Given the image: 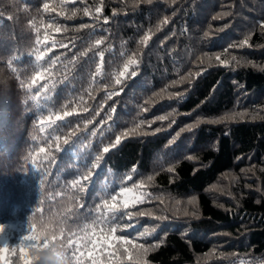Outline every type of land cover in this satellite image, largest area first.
Here are the masks:
<instances>
[{
	"label": "trees",
	"instance_id": "trees-1",
	"mask_svg": "<svg viewBox=\"0 0 264 264\" xmlns=\"http://www.w3.org/2000/svg\"><path fill=\"white\" fill-rule=\"evenodd\" d=\"M43 3L55 11L45 12ZM100 3L0 0V93L9 103L0 109V225L4 226L0 236L7 243L0 252V264H24L18 244L31 233L37 244L44 243L24 249L25 264H35L34 252L56 244H60L55 255L61 264H78L73 255L77 247L84 252V264H90L86 257L93 245L88 243L85 248L77 236L71 237L69 246L71 232L77 231L84 216L96 215L104 192L113 183L118 188L133 166L137 169L134 180L155 177L146 188L152 201L137 207L168 217L124 221L132 223L137 234L157 228L141 241L160 243L144 257L147 264H264V28L260 27L264 0H151L139 4L136 0H103L101 16L109 18L107 25L83 14L88 7L95 16ZM61 5L64 14L57 16ZM74 9L79 11L72 17ZM165 17L169 23L156 32ZM50 20L67 31L47 29ZM82 24L96 28L81 29ZM149 29L154 35L145 47L138 41ZM45 35L48 42L37 45V38L43 41ZM102 36L107 37L105 44L93 47ZM246 37L249 46H234ZM53 40L68 46L52 48ZM37 48L50 49L39 61L40 68L34 54ZM89 48L87 56L80 55ZM99 51L105 57L102 73L96 76ZM121 52L139 55L137 76L125 81L120 95L108 98L109 92L119 90L111 74L126 58ZM216 55L230 61L228 66L216 61ZM37 72L42 75L32 92L44 84L51 89L50 99L42 102V112L20 87V80L30 83ZM175 93L179 95H170ZM64 111L73 115L57 121V125L65 123L58 133H52L59 140L49 139L51 129L46 126L43 133L39 131L42 115L51 113L54 118ZM225 113L246 115L209 122ZM160 116L168 119L161 121ZM140 120L146 121L143 131L147 134L129 135L104 156L100 169L92 170L103 173L98 179L93 176L95 190L89 187L80 193L73 188L72 181L91 169L94 157L104 155L102 148ZM197 121H201L197 127L187 130ZM72 131L75 135L69 137ZM66 137L67 145L63 143ZM170 140L175 142L169 145ZM41 147L44 152L39 151ZM189 155L194 159L188 160ZM85 159L88 169L83 167ZM169 166L174 172H167ZM213 185L215 189L209 190ZM159 196L164 197V204L156 199ZM193 196L197 198L194 206L187 203ZM69 208L77 215L68 219L61 233L57 218L70 216ZM101 244L97 239V255ZM103 247L100 258L106 260L111 249Z\"/></svg>",
	"mask_w": 264,
	"mask_h": 264
},
{
	"label": "snow or ice",
	"instance_id": "snow-or-ice-1",
	"mask_svg": "<svg viewBox=\"0 0 264 264\" xmlns=\"http://www.w3.org/2000/svg\"><path fill=\"white\" fill-rule=\"evenodd\" d=\"M73 2V0H62L63 3H69ZM83 2V0H82ZM141 2H147L151 3V0H136V3L139 4ZM61 5V9H62ZM43 10L45 12H48L50 10L55 11V8L50 9L49 3H43ZM79 11V9L72 10V17L76 16V13ZM95 16H93V12L90 8L85 7L83 9V14L86 17H92L96 21H100L102 19L103 24L107 25L110 21L108 17H102L101 14L103 12V0H101V3L97 5L94 9ZM57 16L63 15V9L61 11H58ZM117 13L113 11V15H116ZM72 17L65 16V19H69ZM215 18V17H214ZM169 23V19L165 17L162 19L155 28V31L158 32L161 30V26H166ZM81 29L92 27L93 29L96 28V25H88V24H82L79 26ZM261 28H264V22L260 25ZM47 29H53L56 33H61L67 31V28L63 25L57 24L54 20H50L47 25ZM223 30V29H221ZM39 29H37V32ZM154 35V32L152 29H149L144 35L140 38L138 43L143 46H147L149 41L152 39V36ZM205 36L208 35L207 32L204 33ZM49 37L45 35L44 40L41 41L39 38H37L36 43L37 45H40L42 43H47ZM107 37H101L98 39H95L93 47L99 49L101 45L105 44ZM67 44H64L63 42H57L55 40L52 41L51 47H67ZM236 47H245L249 46V38L246 37L244 40H242L238 45H234ZM49 48H44L41 50L40 48H37L34 52L36 56V67L40 68L41 65L39 64V61L44 60L46 53L49 51ZM88 51H91V48H89L87 51L80 53L81 56H87ZM97 55L100 58V64H98L95 68V75L100 76L102 73V66L104 62L105 52L99 51ZM121 56L126 58L123 60L122 66L116 71L115 73L111 74L112 83L119 88L118 91H112L108 93V98H111L112 96L120 95L123 91V88L121 87L125 81L131 77L135 78L137 76L136 68L139 66L140 63V57L136 52H132L130 55H127L125 52H121ZM15 57H13V60ZM76 58L73 57V60ZM211 59V57H209ZM59 60V57L56 59L51 60V65H55L57 61ZM215 60L218 61L222 66H228L230 61L226 59H222L221 55H216ZM232 60L235 61L236 57L232 56ZM114 61H109V63H113ZM50 65V66H51ZM12 62L9 61V67L11 68ZM12 71L15 72V69L13 68ZM47 71V69H45ZM42 72H37L34 76L31 77V82L28 83L25 80H20V87L25 89L30 95L29 99L34 101L36 103V107L41 112L44 110V103L47 102L50 99V92L51 89H49L48 84L42 85L40 88H38L34 93L32 92L33 87L36 85L37 80L41 77ZM191 75V73H189ZM196 76H199V73H196ZM19 79V77H17ZM182 79H186L185 77H182ZM177 82H173L175 84ZM105 87H109L110 85H104ZM172 86V85H169ZM55 85L53 84V88ZM164 90H162L163 92ZM43 93V94H42ZM155 95H161V93H156ZM170 95H179V93L170 94ZM148 101H145L147 103ZM9 103L7 99L5 98V95L3 93H0V109H3L5 106H7ZM87 111V109H85ZM113 113H115V108L112 109ZM144 111H147V109H144ZM73 115L72 111H64L62 114L57 113L55 117L53 118L52 114L49 113L46 117L41 116L39 121V131L44 132L45 126L48 129H51V132H49V139H57L59 140V135L53 137L52 133H58L59 130L63 127H65V123H61L57 125V121L64 122L66 117H70ZM171 115V113H169ZM246 113H225L223 116L219 117L215 121H209L214 123H222L227 120H234L238 116L243 117ZM111 119V117H109ZM159 119L161 121L168 119L167 116H160ZM3 120V116L0 115V121ZM153 120L151 123H154ZM201 121H197L195 124L188 127L187 130L191 131L192 128L197 127ZM146 123L144 120H140L138 122H135L132 127L122 131L121 133L115 135V138L112 142H110L109 145L104 146L102 148V153L97 154L94 157L93 162L91 163V169H89L86 174H84L79 179H74L72 181V187L78 188L80 193H84L86 190L91 187V189L95 190V184L97 182L96 179H93V176H96L97 179L100 175H102V169L97 172H93L94 169H100V165L102 160L104 159V156L108 154L111 150L116 149L121 143L124 138H127L129 135H146L143 131V125ZM151 123H148V127H151ZM55 126V127H54ZM156 131H159V129H156ZM75 135V132H69L68 136ZM95 135V133H93ZM179 135V134H177ZM175 141L170 140L169 145L173 144ZM63 143L65 145L69 144V139L66 137L63 140ZM91 147V145H89ZM57 148H59V145H57ZM40 152H44L45 149L41 147L39 149ZM91 156V153H89V157ZM46 158V157H45ZM188 160H193L194 157L189 155L187 157ZM35 164V160L33 161ZM161 164H163V161H161ZM83 167L85 169H88V161L87 159L84 160ZM167 172L172 173L174 172V167L169 166L167 167ZM137 169L136 166H133L132 170L121 179V182L119 184V187L117 188V185L115 183L112 184L110 190H106L104 192V195L101 199V201L96 205L95 212L96 215H92L89 213L88 215L83 217L82 224L77 225V231L71 232V236L68 240V245L71 246L73 243V240L71 237H77L79 236V239L84 242V247H87L88 243H91L93 245L92 250L88 251L86 259L90 261V264H110L112 260L119 261L120 264H124V261L126 259L127 264H147V261L144 259V257L147 256V254L150 251L155 250L156 248L160 247V243H153L151 245L146 244L144 242H141L145 240L147 237L152 235L156 232L157 228L152 227L151 229L145 228L144 231L139 232L138 234L135 231V226L132 223H125L124 221H132L134 217H150L153 220H166L168 219L165 215H157L151 210H141L137 206L143 205L146 203H150L152 201V194L149 193L146 188L147 186L154 180V175H148L145 178H141L139 180H134V174L136 173ZM81 181H87L88 184H82ZM129 181H133L131 185L128 184ZM215 185L212 186L209 190H214ZM156 199L159 200L161 204L165 203L164 197L159 196L156 197ZM197 198L195 196L191 197L187 203L190 205L196 204ZM176 203L179 204L180 200H176ZM81 208L84 207V204L82 203ZM130 209H136V211H130ZM68 212L71 213L70 216L67 218L60 220L57 218V222L60 225V231L61 233L64 232V226L67 224L68 219H71V216L77 215L76 212H73L71 208L68 209ZM188 213L185 212V215ZM158 227V226H157ZM4 226L0 225V233H3ZM83 233L82 236L79 234ZM35 233L27 234L23 237V239L20 240L18 246L21 253V259L24 260V264L28 259L24 257V249H33L34 247L42 246L44 241H40L39 244H37L36 239H34ZM95 237L96 239H93ZM97 239L102 242V244L99 246V255H97ZM103 245H107L108 249H111V251L107 254L106 260H101V256L104 255V247ZM7 246V243L3 241V237L0 236V252L4 250V248ZM17 247L14 246L13 249ZM76 252H79V255H76ZM73 255L75 256L78 264H84V252L80 250L79 247H77L73 251Z\"/></svg>",
	"mask_w": 264,
	"mask_h": 264
},
{
	"label": "clouds",
	"instance_id": "clouds-1",
	"mask_svg": "<svg viewBox=\"0 0 264 264\" xmlns=\"http://www.w3.org/2000/svg\"><path fill=\"white\" fill-rule=\"evenodd\" d=\"M60 244L50 246L49 249L36 251L33 255L36 258L35 264H61L55 255V249H58Z\"/></svg>",
	"mask_w": 264,
	"mask_h": 264
}]
</instances>
